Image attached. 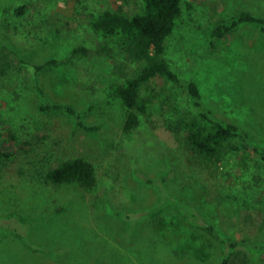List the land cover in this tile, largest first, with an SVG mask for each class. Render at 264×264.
Masks as SVG:
<instances>
[{"label": "rangeland", "instance_id": "obj_1", "mask_svg": "<svg viewBox=\"0 0 264 264\" xmlns=\"http://www.w3.org/2000/svg\"><path fill=\"white\" fill-rule=\"evenodd\" d=\"M24 1L30 9L21 20L2 22L0 14V44L9 47L13 63L0 84V138L13 130L32 143L12 158L0 157V264L221 260L226 247L219 236L188 220L176 202L163 203L167 198L157 183L141 178L137 169L154 178L168 170L170 193L200 208L220 235L263 237L264 166L253 158L251 170L241 169L233 156L205 178L188 163L175 127L181 93L164 79L151 84L159 93L156 107L131 134L123 131V108L108 91L118 62L97 51L100 39L85 18L90 10L125 0ZM126 1L125 7L134 8L136 0ZM184 8L169 40L172 66L198 82L217 115L241 124L254 142L264 144V30L247 22L215 44L209 39L223 16L240 9L264 16V0H186ZM77 44L94 50L42 71L32 66L67 57ZM46 99L78 109L92 105L83 119L99 128L89 131L64 111H42ZM79 155L96 165V191L46 181L50 167ZM245 258L239 250L230 264H246Z\"/></svg>", "mask_w": 264, "mask_h": 264}, {"label": "trees", "instance_id": "obj_2", "mask_svg": "<svg viewBox=\"0 0 264 264\" xmlns=\"http://www.w3.org/2000/svg\"><path fill=\"white\" fill-rule=\"evenodd\" d=\"M9 1L12 4L7 0H0V14L4 15L1 21L11 22L24 18L30 9L29 3L24 0ZM125 2L127 1L98 11L90 10L85 18L89 30L100 39L97 51L118 62L114 70L116 79L110 82L108 91L120 101L123 108V131L131 134L141 124L142 118L156 107L159 93L151 84L160 77L168 83L171 90L181 93L183 102L175 109V127L182 133L181 142L187 150L188 163L200 168L205 178L223 169L226 159L233 156L239 158L238 165L241 169L251 170L250 161L253 158L264 166V144L254 142L250 130L241 124L217 115L205 101L198 82L193 77L178 73L168 58L169 40L181 24L186 0H136L132 9L125 7ZM247 22H255L264 30V16L240 9L216 21L209 34L211 44ZM8 50L6 44H0V84L13 66ZM93 50L86 44H77L67 57H50L32 66L37 71H42L62 65L73 58L89 55ZM39 91L44 95L41 87ZM92 107L78 109L71 103L49 99L40 105L42 111L60 110L74 115L78 125L89 131H96L99 124H89L83 119ZM31 147V142L20 139L15 131L10 130L8 137L0 138V157L12 158L19 151H26ZM137 170L141 178L143 176L147 181L157 183L156 187L167 198L163 199V203L176 202L188 220L216 233L223 241L226 247L224 257L207 264H230L232 256L239 250L246 253V264L262 263L264 235L256 239L220 235L216 224L200 208L170 193L168 170L159 171L155 178ZM45 179L54 184L76 183L91 192L96 191L99 186L95 163L80 155L64 159L50 167ZM12 216L14 215L10 214L9 218Z\"/></svg>", "mask_w": 264, "mask_h": 264}]
</instances>
